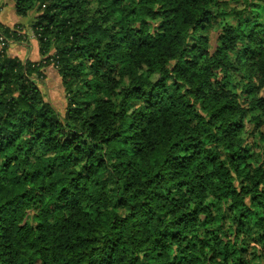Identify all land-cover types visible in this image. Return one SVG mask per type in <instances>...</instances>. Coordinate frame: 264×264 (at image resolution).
I'll return each instance as SVG.
<instances>
[{
	"label": "clouds",
	"instance_id": "clouds-1",
	"mask_svg": "<svg viewBox=\"0 0 264 264\" xmlns=\"http://www.w3.org/2000/svg\"><path fill=\"white\" fill-rule=\"evenodd\" d=\"M0 264H264V0H0Z\"/></svg>",
	"mask_w": 264,
	"mask_h": 264
}]
</instances>
